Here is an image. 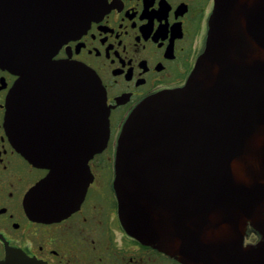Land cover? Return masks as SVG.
<instances>
[{
	"label": "water",
	"instance_id": "95a60500",
	"mask_svg": "<svg viewBox=\"0 0 264 264\" xmlns=\"http://www.w3.org/2000/svg\"><path fill=\"white\" fill-rule=\"evenodd\" d=\"M95 2L0 0V67L17 76L6 103L10 135L49 170L24 198L37 220L78 207L85 187L74 188L72 176L87 172L109 138L98 74L53 59L97 16ZM29 95L55 109L43 142L26 133ZM61 155H73L70 167ZM114 168L120 221L142 243L184 264H264V0H214L205 49L185 84L131 110ZM248 222L262 236L256 244H244ZM0 264L44 263L10 249Z\"/></svg>",
	"mask_w": 264,
	"mask_h": 264
},
{
	"label": "flooded vegetation",
	"instance_id": "af4514ba",
	"mask_svg": "<svg viewBox=\"0 0 264 264\" xmlns=\"http://www.w3.org/2000/svg\"><path fill=\"white\" fill-rule=\"evenodd\" d=\"M94 6L97 16L67 38L53 59L80 61L97 72L106 90L110 135L106 148L88 160L87 172L72 176L74 188L85 187V193L63 218L37 220L26 211L27 192L49 170L13 144L6 103L17 76L0 67V259L13 249L44 264H184L124 229L114 188L115 149L124 120L141 100L185 84L205 48L214 0H96ZM47 100L27 98L29 140L53 135L55 109ZM71 156L61 155L62 164L70 167ZM261 237L248 222L244 244Z\"/></svg>",
	"mask_w": 264,
	"mask_h": 264
}]
</instances>
